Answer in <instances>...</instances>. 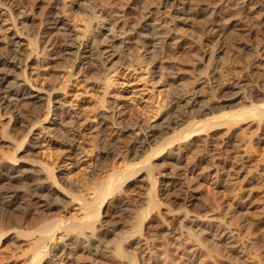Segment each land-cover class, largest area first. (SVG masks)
<instances>
[{
    "label": "rangeland",
    "instance_id": "374dc122",
    "mask_svg": "<svg viewBox=\"0 0 264 264\" xmlns=\"http://www.w3.org/2000/svg\"><path fill=\"white\" fill-rule=\"evenodd\" d=\"M162 2L163 0H0L2 4L0 38L7 43L11 40L13 33L17 31V33L26 34L30 39H33L37 45L35 47L40 49L39 39L41 36L39 35H42L46 19L53 17L63 19L62 23H58L59 26L52 27L50 30L52 39L57 40L58 49L62 52L61 48H66L65 41L67 40L65 39L77 38L79 40L81 38L83 40L85 38L89 44L88 49L92 50L90 54L94 58L96 57L88 70L85 68L79 71V68H76L79 64L75 57L76 54L68 55L64 52L63 55L58 56L55 63L50 64L53 65L52 68L50 65L42 63L38 66L34 65L28 71L41 74L43 77L41 82L52 84L51 86L56 88L66 83V80H70L67 79V75L69 77L71 72L79 71L76 73L77 78L74 82L73 79L70 80L69 84L71 83V85H69L68 91L58 94L57 100L60 99L64 103L63 108L70 110V113L75 114L77 111L90 113L89 115H92L88 121L90 124L96 122L93 121V115L98 113L105 116L108 123L107 126L96 129V125L88 129L87 121L86 124L80 125L76 137L79 139L77 146L82 150L79 157H68L65 145L60 141L50 140V137L46 136L48 133L44 138L39 139V143L42 145L38 148V154L36 152L38 157H34L43 159L51 165L58 163L56 169L60 166L65 168L64 177L68 183L67 181L66 183L62 182L61 185L63 192L67 193L64 194V197L58 196L56 202L54 198L53 201L51 197L45 195L46 199L52 200H48L49 213L43 211L44 207L40 206L42 202L40 203L39 196L42 191L39 186H24L28 194L21 199V203L18 204L19 208L18 205L13 209L1 207L3 198L0 196L2 200L0 201V226L2 227L0 229L3 231L2 233L7 230L5 236L10 234L8 229L14 227L25 233L23 237L26 234L30 237L27 232L36 230L37 226L44 223L46 218L47 220L54 219L53 216L66 217L64 218L68 219L66 223H68L67 221L70 223V218L77 215L73 208L79 205L65 202L69 193L70 196L79 194V197H91L95 193L96 186L105 188L107 181L109 184L111 178L112 180L115 177L118 178V174L125 167L136 162L137 159H134L133 152H130L134 142L125 131L127 128L131 131L140 122L158 123L160 131L157 134L160 137H166L167 142L174 137H179L180 134L182 135L189 122L194 119L202 120L213 116L214 113V115H218L226 110L229 112H239L238 110H245V108L249 110L250 105L252 106L255 101V103L260 101L259 96H255V88L261 89L264 84V0H188V8H191L190 15L187 18L180 16L181 19L173 18L169 11L170 8L162 6ZM244 3L246 6H243ZM21 11L27 15L24 24L19 23L24 18L17 19L24 14ZM160 21H163L165 25L166 39L165 37H156L158 34L154 33L155 30L152 31L153 25ZM65 23L72 25L69 31L70 35L60 28V26H66ZM239 28L241 30H238ZM153 35H155L154 38ZM101 42L109 43L102 45ZM7 45L2 43L4 48H11L10 45ZM101 49L108 50L112 54L110 61L104 63V60L97 55V51ZM108 73L115 82L117 81L115 84L112 83L113 86L111 85L113 91L115 90L114 93L116 92V97L112 96L114 93L107 97H104L103 93H99L98 97V95H91L92 92H84L86 91L83 87L84 81L87 78L88 82L99 83L105 88L107 86L105 78ZM177 73L179 77H175ZM231 80L239 81V86L244 83L239 88L242 94L231 104L219 102V97L223 92L222 88ZM108 89L105 90L108 91ZM262 89L264 90V87ZM182 93L198 94L195 101V103L198 101L197 105L192 104L191 113L188 112L185 118L188 122L186 121L187 123L182 125L172 124L168 128L161 129L162 124H166L168 121L167 118L165 121L164 119L166 112L170 110L169 102L177 94ZM102 95L106 99L101 97ZM260 98L264 100V91ZM103 101L104 103L101 104ZM115 101L121 103V106L126 104L128 109L126 117L117 118L114 117L113 112H110L111 109H114ZM206 107L208 109L205 111L209 114H204L205 111L201 112V109ZM104 108L107 109L104 110ZM209 109L211 110L209 111ZM44 110L42 108L40 119L42 117L44 126L51 125L50 122L54 120L52 118L57 117L56 111L47 113ZM32 114L34 113L27 105L20 107L16 115L22 119L24 124L16 125V130L14 129L12 132L8 129L11 134L6 129L8 120L4 121L6 127L0 126V135H3L5 130H7L6 133H9H7L8 136L11 135L9 138L7 135L5 136L4 132V137L0 138V169L9 160H13V156L16 158L26 156L20 150V144L21 141L24 142V139H28L25 125L34 117H31ZM244 118L243 115L241 119ZM250 118L252 119V117L248 118L250 121L245 118L246 120H243L245 123L241 120L243 123L238 121L241 124L237 123L234 126L232 124L235 123V120L230 124H220L223 126L213 127L215 129L212 130L211 126L221 120V118L214 119L216 120H213L214 124L212 121V125L209 124L210 122L207 124L211 125L209 129L206 126V131L204 130V133L195 137V143L191 148L187 149L185 143L176 141L177 145L174 143L167 145L168 149L166 147V150L160 151V154L163 151L165 153L172 146L171 149L175 152H186L184 163L187 166L191 165L190 167L198 172L206 171L204 169L208 170L209 168L206 167L210 165H214L212 166L213 171L210 172L212 175L217 169L220 170V174L225 170L221 174L225 179L224 188H218L209 179V185L200 190V194L196 195L197 198L190 201L191 204L186 202L187 191L185 189L174 187L171 189V193L162 194L159 191L162 188L160 185L162 177L156 173V170H153L155 168L151 165L154 162L162 163L165 154L158 158L152 156L154 159L151 157V160L149 158L150 161H147L149 170L146 169L143 174L144 180L139 181L136 177L129 181L127 179L128 182H122L121 187L114 185L112 187L114 190L111 188V191L114 193L116 189V194L112 195L111 192L105 198V204H103L98 217L101 220H95L96 223L92 224V228L89 227L90 230L87 228L90 233L92 232L93 237L101 238L100 246H102L97 251L98 254L91 246L87 229L84 231L80 227L75 230L79 226L75 227L74 225L72 226L73 230L68 227L67 232L65 231L66 234H70V238L65 232L62 233V237L57 238L58 244H53L54 248L49 249L51 252L44 256L40 264H53L57 256L63 254V247L67 243L70 244V249L66 250L69 252L67 253L69 258L60 262H57V258L58 264H264V117L261 119L253 117L252 120ZM129 124L135 126L129 127ZM227 125L228 128L230 125L233 126H231V130L236 126L232 130L235 135V139L232 140L233 147L227 148L225 145H221L220 137L217 138L216 147L211 146L208 136L215 133L218 136H223L227 132ZM190 126H188L189 129ZM182 127L183 129H181ZM11 137L14 140H11ZM62 137L65 136L61 135L58 140H64ZM55 138L57 139V137ZM163 142L165 140H162ZM154 143L148 148L149 152L151 149L160 150L162 148H157L159 143ZM149 152H147L148 155L152 153ZM147 154L145 155L147 156ZM152 155L154 154L152 153ZM113 176L115 177L113 178ZM118 180L121 181V179ZM104 181L106 183L103 185ZM218 190H223V192ZM216 192H220L223 197L230 198L231 202L234 200L233 203L244 206L243 211L235 213L232 220L237 222L244 217L249 229H234L229 232L231 236L227 233L228 228L232 225L224 205L214 199L213 195ZM31 196L36 197L32 198ZM215 201L217 206H214ZM238 214L239 216L235 217ZM2 233L0 234V264H8L13 261L22 264L32 252L33 239L26 236L25 238L30 240L22 239L20 243L14 239L12 241L11 235L2 237ZM59 245L61 246L58 247Z\"/></svg>",
    "mask_w": 264,
    "mask_h": 264
},
{
    "label": "bare ground",
    "instance_id": "6f19581e",
    "mask_svg": "<svg viewBox=\"0 0 264 264\" xmlns=\"http://www.w3.org/2000/svg\"><path fill=\"white\" fill-rule=\"evenodd\" d=\"M160 1H162V0H160ZM161 4H162V6L169 7L171 9L170 10L168 8L169 11H171V14H172L171 16H173V18L177 19V18H180V16H185L187 18V16L189 17V15H190V9L191 8L190 9L188 8L189 7L187 5L188 0H163V2ZM243 6H246V4L244 3ZM1 10H2V4L0 3V15L2 14ZM24 11H21L22 14L24 13ZM192 12H193V10H192ZM9 15H11V14H9ZM26 16L27 15H25V13L21 17L19 15L20 18H17V19L24 18V20L21 19L19 21L20 24H24ZM12 17H14V16H12ZM15 17H17V16L15 15ZM185 17H184V19H185ZM40 19H42V18H40ZM43 20H44V16H43ZM43 20H41V21H43ZM62 20L63 19H56L54 17L52 19H50V18L48 20L46 19V21L44 23L45 26L43 27L42 35H39V36H41V38L39 39L40 40V44H39L40 49L35 47L37 45H35V43L33 42V39H30L29 36H27L26 34H21V33L19 34V33H17V31H16V33H13V35L10 38L11 40L8 39L9 40L8 43L3 41L2 38H0V126L4 125V123L6 122L5 120H8L7 125L5 124L7 126L6 129L7 130L9 129L12 132L14 129L16 130V127H15L16 125L19 124V126H20V125L24 124L22 119H20L16 115V113L18 112V109H20V107H22V106L26 107V105H27L31 109V111L34 113L31 115V117L32 116H34V117H32V119H30L28 124L25 125V127H26L25 130L27 131L25 133H26V135H27L26 137H28V139H26V140L24 139V142L21 141V144H20L21 145L20 150L22 152H24L26 156H24V157L20 156V158H18V157L16 158V156H13L14 157L13 160L11 158H8L11 160H9V162L5 163L0 169V196H2L1 198H3L2 199L3 205L1 207L5 206L4 208L13 209L18 204L21 203V199H23V196L28 194V193H26L27 189L24 187L26 185L35 186V187L39 186L40 187V190L42 191V193H40L41 195L39 196V199L41 200L40 203L42 202L40 204V206H43L45 209L43 211H48V213H49V209H50L49 201L51 199L50 200H49V198L46 199L45 195L48 197H51L53 201L55 199V202H56V198L58 196L60 197V195H61L64 197V194L67 193V192H65V193L63 192L62 185H61L62 182L66 183V181H67L66 178L64 177V172H65L64 169L65 168H61V166H60V167H58V169H56L58 163L55 162L56 165L54 163H52L56 166L55 167L54 165H51L50 163L43 161V159H39V158L36 159V157H38L36 155V152L38 151V148H40V145H42L39 143L40 138H44L45 135L48 133L46 136L50 137V140H52L54 142L60 141L65 145V149H66V152L68 154V157H70V158L71 157L73 158L75 156L79 157V155L82 153V150L80 149L81 147L79 148L77 146V140H79V139H77L76 137H77V134H78L77 132H78V128L80 127V125H82L83 123L86 124L85 123L86 121L88 123L87 124L88 129L94 127V125H96L95 129L98 127L108 125L107 118H105V116H103L100 113H98V114H95L96 112L94 113L95 115H93V117H94L93 121H96V122L93 124L92 123L90 124L88 122L92 118V117H90L92 115H89L90 113L88 114L85 112L82 113V112H78V111L75 114L70 113L69 112L70 110L68 111L66 108H63L64 103L60 99L57 100L59 97L58 94H60L62 92L65 93L68 91L69 85H71V83L69 84L70 80L73 79V82H74V80L77 78L76 73H78L79 71H81L85 68L88 70V68L91 67L92 61L94 59H96V57L94 58L90 54V53H92V50L88 49L89 44L87 43L85 38L83 40H81V38L79 40H77V38L76 39L75 38H71V39L67 38V39H65V40H67V41H65L66 42V48L60 47L61 49H63V52L60 49H58V46H57L58 43L56 44L57 40L54 41L52 39L50 30L52 27L59 26L58 23H62ZM212 22H214V21H212ZM65 25L66 26H60V28L64 29L70 35L69 31L71 30L72 25L71 24L69 25L66 23H65ZM164 26L165 25L163 24V21L157 22L156 25L155 24L153 25L152 31L155 30L154 33L158 34V36H156V37H163V38L165 36L167 37V35H165V33H167V32L165 31ZM39 29H41V28L39 27ZM5 30L7 31V29H5ZM238 30H241V28H239ZM154 36L155 35H153V38H154ZM7 37H8V35H7ZM166 37H165V39H166ZM106 39H107V37H106ZM108 40L110 41V39H108ZM108 40H106V41H108ZM2 43H6V44L10 45L11 48H7V49L4 48L2 46ZM108 43L107 42H101L100 44L107 45ZM148 45H149V43H148ZM64 46H65V44H64ZM73 49H75V51H72ZM147 51H148V49H147ZM64 52L67 53L68 55L69 54L74 55V53L76 54L75 57H76V59H78V62H79L78 66L76 68H79V71H76V69H75V71H76L75 73L71 72L69 74V77L67 75V79H70V80H66L65 81L66 83H64L62 86L56 88L54 86H51L52 84L49 85L46 82H41V78H43V77H41L42 76L41 74L34 72V71H28V69L33 68L34 65L38 66L42 63H45L49 66L51 63L56 61V59L58 58L59 55H61V54L63 55ZM97 52H98L97 55H99L102 58V60H104V63L110 61V59H111L110 56L112 54L109 53L108 50L101 49V50H98ZM147 53H149V52H147ZM93 64H94V62H93ZM257 65L259 66V64H257ZM50 67L52 68L53 65H50ZM262 70H263V68H262ZM108 75H110V74L108 73ZM108 75L106 76L105 79L107 81V83H106L107 86L110 87L109 88L110 90L108 88H106L107 87L106 85H105L106 87L104 88V86L103 87L100 86L99 83H98L99 84L98 85L96 82L95 83L94 82L93 83L88 82L87 81L88 78H87L86 80L84 79L85 81H84L83 87L86 90L84 92H88V93L92 92L91 95L94 94V96L98 95L99 93H103L104 97H107L108 95L111 96L110 94L114 93V91H115V90L113 91V87H111V85H112V83H114V84L117 83V81L115 82L111 78V75L110 76H108ZM175 77H179L178 73H177V76L175 75ZM234 80H237V79H234ZM239 81H241L240 78H239ZM239 81L231 80V82L230 81H229V83L227 82L228 85L226 83V86H224L222 88L223 92L220 95L218 101L231 104L235 100H237L240 97V95L242 94L241 93L242 91H240L239 88H240V86H242L244 84V83L243 84L241 83L242 85L240 84V86H239ZM244 81H245V79H244ZM73 82H72V84H73ZM76 82H77V80H76ZM262 87H264V84H263V86H261V89H262ZM105 89H108V91ZM261 89L255 88V96H257V97L259 96L260 101L255 103L256 101L255 102L253 101L256 98L255 97L252 100L254 102V104L251 101L253 105L249 106L250 107L249 110H247L246 108H245V110H243V109L238 110L239 112H233V111L229 112L227 110L225 112H223L221 110L222 111L221 114L214 115L215 114L214 113L213 116L206 117L205 119H202V120H197V119L193 118L194 120L192 122L190 121L189 125H188V126L191 125L190 129L187 126L185 128L184 133H182V135L180 134V136L178 135L179 137H174L172 140H169L167 142H166V140H167L166 137H164V136L160 137L157 134V132L160 131V125L158 123L146 124L145 122H140V124L136 125V127L134 129L132 128L131 131L127 128V130H125V131L128 132V136H131L132 140H133L132 142H134L133 149L130 152L131 153L133 152L134 159L135 158L137 159V160L135 159L136 162H134V163L132 162L133 164H130L127 167H125L124 170L121 171L119 174L117 172H113V173L118 174V178L113 176V178L115 177L114 180H112V178H111V181H109L110 182L109 184L107 181V185L105 186V188L101 187V186H96L95 187L96 190L94 191L95 193L93 192L94 195L91 197H85V196H84L85 198L82 196L79 197L80 196L79 194H74V195L70 196L69 195L70 193L68 192L69 197H68L67 201H65V202L66 203H72L73 205L76 203L77 205H79V206H77L78 208L77 207L73 208L74 210H76V211H74V213L77 212V215L73 214L75 216H73V218L72 217L70 218L71 222L69 223V221H67L68 223H66V220H68V219H64L66 217L63 218L62 216H60V217L58 216V218H57V217H54L53 213H52V216L54 219H52V220H50V219L47 220V218L44 219L46 222L43 220L44 223H41L39 226H37L36 230L33 228L35 231L31 230L32 233L26 231L30 235V237L27 234H26V236L30 239H33V241L31 240L33 242V246L32 247L30 246L32 249V252H31V249L29 247L30 252L32 254L29 253L30 256L28 255V258L22 264H40L42 262V259L44 258V256L51 252V251L49 252V249L52 250L51 248H54V245L58 244L57 238L62 237V233H64L65 231L67 232L68 227L71 229L72 226L75 225V227L79 226V227H76V229L74 228L75 230H77L78 228L81 227L80 229H83L84 231L87 228L89 229V227L92 228V226H93L92 224H94L95 220L100 219L98 217L100 216V212L102 211L101 209H102L103 204H105L104 203L105 198H107V196H109L108 194H111V192H112L111 188L114 185L120 186L121 183L126 182L127 179L129 181V180L135 179L137 177L138 178L137 180L142 181V179L144 178L143 174L146 172V169L149 170L148 169L149 166H147V161H150L152 156L155 158H158V157H162L165 154L164 161H162V163H157V162L155 163L154 162L151 165L153 168H155V169H153V168L152 169L156 170V173L162 177V179L160 180V185L162 186V188L159 190L160 193H162V194L171 193V191H172L171 189H174V187H179V189H181V190L185 189L187 191V193H186L187 194V201L186 202L190 203L191 200L197 198L196 195L200 194V190H203L204 187L209 185V179H211L212 183H214V185H216L218 188H220V187L222 188L223 186H225V184H224L225 179L221 175L225 170L221 171L222 173L220 174L219 173L220 170L217 169L215 171V174L212 175V173H210V172H211V170L213 171L212 166H214V165H210L209 167H206V168H209L208 170L204 169L206 171L198 172L194 168L190 167L191 165L190 166L188 165L189 166L188 167L184 163V161L186 159V156H185L186 152H183L181 150H180L181 152H175L174 150L171 149L172 146H170V149L167 150L165 153L163 151L160 154V151L163 149L166 150L167 145H171V144L173 145V143L177 145V143L180 141L182 143L186 144L185 146L187 147V149L191 148L192 145L195 143V137L202 132L204 133V130L206 131V129H207L206 126H208V129H209L210 126L212 125L213 120L214 119L218 120L217 118H221V120H218V123L215 122L217 124L212 125L211 128L216 127V126H223L220 124H224V123L230 124L231 121L235 120V123L232 124L234 126V124L240 123L238 121L242 120L241 118L243 115L247 119V121H250V120H248L249 117H252V119H253V117L256 119L257 118L261 119V117H264V100L261 99L262 97L260 98V96L263 94L264 90L262 89L263 90L262 91ZM77 92L75 93L76 97L78 95ZM252 94H253V92H252ZM112 96L116 97L117 96L116 92ZM197 96H198V94L194 95V93H191V94L182 93V94H177L173 99H171V101L168 104V108L170 110L168 112H166L165 119H164V121H165L167 118L168 121H166L167 122L166 124H162L163 126H161V129L168 128L172 124H178V125L184 124L187 121L185 118L187 117L188 112H190L192 110L191 106L193 103H195ZM98 97H99V95H98ZM101 97H103V95ZM54 99H56V100H54ZM104 99H106V98H104ZM103 103H104V101L101 104H103ZM115 103H116V101H115ZM196 103H198V101ZM120 104L121 103H118V102L115 105L113 104L114 109H111L110 112H113V114L115 115L114 117L120 118L121 116L126 117V115H128V113H127L128 109H127L126 104H123L122 106ZM71 106L73 107L72 104H71ZM119 106H120V108H118ZM42 108L45 109L44 111H46L47 113H50L51 111H56L57 117L52 118V120L53 119L54 120L50 122L51 125L44 126L45 124L42 123V117L40 119ZM107 108H110V107H107ZM107 108H104V110ZM111 108H112V106H111ZM209 108H211V107H209ZM206 109H208V108L206 107V108L201 109L202 110L201 112H204ZM210 110L211 109H209V111ZM240 111H242V112H240ZM86 112H87V110H86ZM97 112H98V110H97ZM204 114H209V113L205 111ZM130 117H131V115H130ZM46 119H48V118H46ZM216 120H214V121H216ZM220 121H222V122L220 123ZM115 123H116V120H115ZM208 123L211 125H207ZM136 124H137V122H136ZM213 124H214V122H213ZM232 125L229 126L230 128H228V125L226 126L227 132L224 135L222 134L223 136H218V135H216V133L208 136L209 144L213 147H216V145L218 144L217 138L220 137L221 140L219 143L221 145H223V146L225 145L227 148L233 147L234 143L232 142V140H233L235 135L233 134L232 130L236 126L234 128H232V130H231ZM134 126H132V125L130 126V124H129V127H134ZM83 128H85V127H83ZM217 128H219V127H217ZM181 129H183V127ZM181 129H180V131H181ZM214 129L215 128H213L212 130H214ZM7 130H5V131H7ZM9 130H8V132H10ZM5 131H3V135H0L1 139H2V136L4 137ZM11 132H10V134H11ZM7 133L5 134V136L7 135ZM61 135L65 136V137H62V138H64V140H62V139L58 140V138ZM10 136L11 135H9L8 137L10 138ZM55 137H57V139ZM11 140H14V139H12V137H11ZM162 140H165V142L162 143ZM176 141H177V143H175ZM216 141H217V143H216ZM153 142H155L154 144L159 143V146L157 148H159V147H162V148L160 150L151 149V151L149 152L148 148L152 146ZM17 145H18V143H17ZM160 145H163V146H160ZM19 146H17V147H19ZM152 148H155V147H152ZM168 148L169 147H167V149ZM217 149H218V146H217ZM84 152H87V151L84 150ZM147 152H149V153L152 152L154 155L155 154L156 155L154 156V155H152V153L148 155ZM37 154H38V152H37ZM145 154H147V156ZM30 155H32L33 157H31ZM34 156H36V157H34ZM149 158H150V160H148ZM2 159L5 160V158H3V157H2ZM2 159H1V161H2ZM8 159H6V160H8ZM127 163H125V164H127ZM149 165H150V162H149ZM117 179H121V181L120 180L117 181ZM122 180H124V181H122ZM1 183H3V185H1ZM67 183H68V181H67ZM95 183H93V184H95ZM104 183H106V181L103 182V185H104ZM210 186H212V185H210ZM216 186H215V188H216ZM115 188H117V187H115ZM210 189H211V187H210ZM223 190L222 191L218 190V191L223 192ZM64 191H66V190L64 189ZM69 191H70V188H69ZM35 192H36V190H35ZM115 192H116V189H115ZM207 192H209V191L207 190ZM114 193L112 192V195H114ZM87 196H89V195H87ZM213 196H215L214 199L216 201H219V203L223 204L227 210L228 218L230 219V223L232 225L231 227L228 228L229 230H227V233L232 232L234 229L242 230L244 228H247V224L245 222L246 220L244 217L243 218L239 217L240 219L241 218L242 219L237 221V222H234L235 220H232L233 215L237 212H240L244 206L242 207L238 203H233V202H235L234 200H233V202H231L230 198L228 199L225 195L224 196L226 198L223 197L222 195H220V192H216V194ZM29 197L30 196L28 195V198ZM33 197L35 198L36 196H33ZM32 198H31V200H32ZM214 199H213V201H214ZM2 200L0 199V201H2ZM62 201H64V200H62ZM216 201L214 203V206H217ZM58 202L59 201H57V203ZM52 203H54V202H52ZM58 204L60 205V203H58ZM55 205H57V204H55ZM64 207H66V206L64 205ZM18 208H19V205H18ZM120 208H122V207L120 206ZM225 208H224V210H225ZM14 210H16V209H14ZM9 213H12V212H9ZM55 214H56V211H55ZM244 214H245V212H244ZM237 216H239V214L236 215L235 217H237ZM44 217H46V216H44ZM48 218H50V217H48ZM247 223H249V222L247 221ZM88 229H87V231L89 232L88 233L89 235H87V234L86 235L88 236V238L91 239V246L94 249L95 253L98 254L97 251L100 250V247L102 246V245L100 246V244H101L100 239L101 238H99V236L93 237L92 232L90 233V231H89L90 229L89 230ZM247 229H249V228H247ZM247 229H245V230L247 231ZM72 230H73V228H72ZM2 232L3 231H1V229H0V234ZM6 232H7V230L4 233H2V237L5 236L4 234H7ZM8 232H10V234L8 233V235H11L10 238H12V241L14 239L15 241L20 242V241H22V239H25V240L28 239V238H25L26 236L23 237L25 235V233H23V231L21 229L19 230V228L18 229L14 228V227L11 229L9 228ZM24 232H25V230H24ZM66 232H65V234H66ZM8 235H6V236H8ZM66 235H68V237L70 236V234H66ZM229 235L231 236L230 233H229ZM2 237H1V239H2ZM30 239H28V240H30ZM27 244H29V243H27ZM60 246L61 245H59L58 247H60ZM68 249H70L69 243H67V245H65V247H63V254L61 252L62 255L57 256V258H58L57 262H60L66 258H69L67 255V253H69V252L66 251ZM28 252H29V250H28ZM56 255H58V254H56ZM56 259L54 260L55 261L54 263L58 264L56 262ZM8 264H17V263L13 261L11 263L9 262Z\"/></svg>",
    "mask_w": 264,
    "mask_h": 264
}]
</instances>
